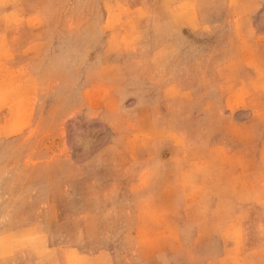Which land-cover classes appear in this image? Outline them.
<instances>
[{"label": "rangeland", "instance_id": "374dc122", "mask_svg": "<svg viewBox=\"0 0 264 264\" xmlns=\"http://www.w3.org/2000/svg\"><path fill=\"white\" fill-rule=\"evenodd\" d=\"M0 264H264V0H0Z\"/></svg>", "mask_w": 264, "mask_h": 264}]
</instances>
